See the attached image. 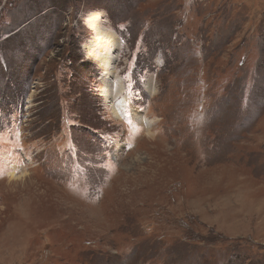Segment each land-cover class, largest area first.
Listing matches in <instances>:
<instances>
[{
  "label": "rangeland",
  "instance_id": "374dc122",
  "mask_svg": "<svg viewBox=\"0 0 264 264\" xmlns=\"http://www.w3.org/2000/svg\"><path fill=\"white\" fill-rule=\"evenodd\" d=\"M0 264H264V0H0Z\"/></svg>",
  "mask_w": 264,
  "mask_h": 264
},
{
  "label": "bare ground",
  "instance_id": "6f19581e",
  "mask_svg": "<svg viewBox=\"0 0 264 264\" xmlns=\"http://www.w3.org/2000/svg\"><path fill=\"white\" fill-rule=\"evenodd\" d=\"M104 34L106 35V37L109 36V38H111V37H110L111 35H109L108 33H104ZM108 41H111V39H108ZM97 59H99V58H97Z\"/></svg>",
  "mask_w": 264,
  "mask_h": 264
}]
</instances>
